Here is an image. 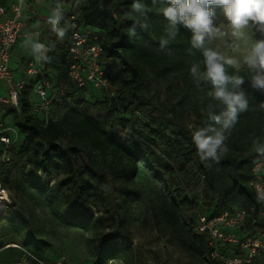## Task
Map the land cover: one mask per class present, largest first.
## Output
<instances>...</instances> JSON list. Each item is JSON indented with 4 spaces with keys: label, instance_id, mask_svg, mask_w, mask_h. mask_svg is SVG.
I'll use <instances>...</instances> for the list:
<instances>
[{
    "label": "trees",
    "instance_id": "16d2710c",
    "mask_svg": "<svg viewBox=\"0 0 264 264\" xmlns=\"http://www.w3.org/2000/svg\"><path fill=\"white\" fill-rule=\"evenodd\" d=\"M83 1L80 23L82 27L91 28L99 37L103 48L101 66L114 97L108 99L100 90L93 88L86 95L77 91L68 82L65 45H60L56 39L54 45L48 48L47 56L56 57L58 64L54 67L57 68V75L54 78L49 76V79L54 89L59 90L60 86L66 85L67 90L52 102V119L47 122L37 112L35 102L30 99L31 86L22 93L19 112L8 111L15 114L14 125L23 136V141L19 147L15 146L8 151L1 150L0 146V185L3 189L6 188L19 175V164L22 161L29 166L27 176H36L37 172L43 174L45 186L52 172L62 167L66 171V178L58 180L51 187L54 195L60 196L57 205L66 215L89 220L93 217V212L88 200V188L76 182L64 190L62 188L66 181L76 175L80 177L87 172L94 178L98 175L91 168L77 174L76 160L72 158L71 152L79 150L76 147L61 148L55 144L58 139L67 134L75 145L79 144L80 149L109 156L112 162L119 165L114 170L115 176L123 178L125 183L134 181L139 163L149 165L169 199V207L161 212L165 229L180 247L203 262L210 249L207 244L208 236L193 232L191 213L195 208L196 196H188L179 188L180 179L176 177V173L187 170L193 156L197 154L192 137L186 140L184 132L178 131L173 132L172 137L165 138L159 128L152 126L153 121L152 124L147 122L139 127L136 122L123 117L146 110L141 78L146 71L158 78L180 74L187 80V84L178 93V101L188 102L197 125L204 126L207 105L218 102L207 96L209 83L195 81L190 75L189 69L193 63H198L202 72L205 70L202 51L192 49L189 52L192 33L182 25L178 26L179 34L170 41L168 50L159 49L160 38L167 36V21L160 11L162 5L153 4L152 0H142L148 8L146 18L129 15L133 0ZM137 19L140 23H146L147 27L137 26L135 36L130 37L128 30ZM206 46L209 47L207 41ZM226 68L229 75H240L246 80L243 87L248 93L249 110L240 114L238 123L229 135L239 146L237 153L224 155L219 162L211 160L215 164L222 162L221 169L227 181L216 201L212 216L224 212L225 200L241 198L246 211L252 212L253 218L260 209V201L248 183L252 168L264 156L257 153L253 145L256 138H264V109L260 107L264 103V94L253 90L247 83L254 75L252 70L237 72L235 68ZM53 107L63 110L59 119L52 115ZM42 138L45 139V145L40 142ZM246 140L248 141L245 142ZM11 161L13 163L6 166ZM199 171L210 184L213 173L210 160L203 161ZM100 219L96 218V221ZM263 225V222L253 224L256 227ZM93 235L91 241L99 255L104 254L111 241L116 242L114 233H106L100 238L95 230ZM7 252L17 253V258L10 264H26L19 260L22 254L17 247H9ZM31 263L44 264L43 257L39 256L37 261ZM209 264L219 263L209 260Z\"/></svg>",
    "mask_w": 264,
    "mask_h": 264
},
{
    "label": "rangeland",
    "instance_id": "374dc122",
    "mask_svg": "<svg viewBox=\"0 0 264 264\" xmlns=\"http://www.w3.org/2000/svg\"><path fill=\"white\" fill-rule=\"evenodd\" d=\"M46 4L44 0L35 1V7L41 9L42 17L48 19L50 13ZM222 23L225 24L223 31L227 34L208 40L209 48L226 58L238 60L240 70L249 69L243 62L244 56L249 53L254 41L264 39V34L250 27L245 30L246 38L237 40L232 37L231 29L226 25L227 21L222 11L216 6L215 24ZM40 24L45 25L44 22ZM51 27V25L45 27L39 38L32 34L33 40H38L47 47L51 46L54 43L48 31ZM26 41L27 39L20 40L12 52L9 67L17 74L29 62H36L30 46H26ZM64 42L65 35L59 38V44ZM49 58L50 63L46 65L54 67L57 60L53 56ZM141 78L143 99L147 103V108L143 113L123 115L124 118L136 122L139 127L147 122L152 124L153 121L152 126L159 128L165 138L172 137L173 132L182 131L187 140L192 137V131L203 127L197 125L188 102L178 101V93L187 84V80L182 75L158 78L150 71H146ZM4 94L0 88V95ZM15 111L19 112L17 109ZM62 112L59 107H53L51 110L52 115L57 119L61 117ZM14 115L12 112L4 115L3 119L7 126L15 127ZM22 141L23 136L19 135L17 147ZM40 142L45 145V139H40ZM226 143L229 151L221 158L224 155L237 153L239 147L231 138H228ZM55 144L63 149L76 147L79 150L71 152L72 158L76 160L77 174L86 171L87 168L97 173L98 177L95 178L88 172L80 177L76 175L66 181L62 188L64 190L70 187L73 182L88 188L90 192L88 200L93 217L89 220L75 218L66 215L57 205L60 196L54 195L51 187L58 180L66 178L64 168L55 169L45 186L43 174L37 172L36 176H27L29 166L22 161L19 164V175L6 188L1 187L7 194V200L0 215V264H10L17 258L15 257L17 253L7 252L9 247H17L22 254L19 260L26 264L37 261L39 256L43 257L44 264H209L207 258L201 262L180 247L177 240L165 229L161 212L169 207V199L149 165L139 163L134 181L125 183L123 178L115 176L114 170L118 169L119 165L112 162L109 156L104 157L90 153L87 149H80L79 144L75 145L67 134ZM210 162L213 170L210 184L201 176L199 167L203 165V161L197 154L193 156L185 172L176 173V177L180 179L179 188L188 196H196L195 208L191 213L193 232L199 233L200 218H205L206 221L213 218L216 201L227 185L221 169L222 162L217 164L211 160ZM10 163L12 164L13 161L6 166ZM245 207L241 198L224 201L225 210L230 212L244 210L248 217L239 229L222 227V239H212L206 234L208 247L212 242L213 248L223 258V260L216 258L215 262L264 264V249L256 252L255 257L250 259L248 249L242 247L249 241L260 240L264 233V225L253 226L252 212L246 211ZM96 218L101 219L96 221ZM95 230L98 231L100 238L106 233H114L116 236V242L111 241L107 250L101 255L97 253L91 241Z\"/></svg>",
    "mask_w": 264,
    "mask_h": 264
},
{
    "label": "clouds",
    "instance_id": "9594fccd",
    "mask_svg": "<svg viewBox=\"0 0 264 264\" xmlns=\"http://www.w3.org/2000/svg\"><path fill=\"white\" fill-rule=\"evenodd\" d=\"M80 0H77L79 3ZM153 4H161L160 11L167 21V36L159 40V49L168 50L171 40L179 34V25L191 31V48L202 51L204 71L198 63L190 67V75L195 81L207 82L210 90L207 96L218 102L207 105V120L203 127L192 131V142L196 146V152L201 161L219 162L221 156L229 151L227 140L231 131L238 123L239 116L249 110L248 93L243 87L246 80L240 75H229L228 67L240 70V62L234 58H226L221 53L206 46V41L216 36H223L225 24L216 25V6L222 11L227 26L231 29L232 37L237 40L246 38V29L255 28L264 34V0H152ZM23 5V0H21ZM147 5L142 0H133L131 12L138 18L147 17ZM63 19V12L59 0L51 10L48 24L59 38L65 35V28L58 27ZM147 27L146 23H140L137 19L128 30L130 37L135 36L136 27ZM26 46H30L31 54L37 62H47L49 57L48 47L38 40H33L30 35ZM244 64L254 72L249 83L250 87L264 94V39L254 41L252 47L243 59ZM264 109V103L260 105ZM202 111H204L202 109ZM264 138L253 140L255 151L264 155ZM258 200L264 202V191L258 189Z\"/></svg>",
    "mask_w": 264,
    "mask_h": 264
},
{
    "label": "built area",
    "instance_id": "2783aa9c",
    "mask_svg": "<svg viewBox=\"0 0 264 264\" xmlns=\"http://www.w3.org/2000/svg\"><path fill=\"white\" fill-rule=\"evenodd\" d=\"M0 0V88L4 95H0V146L1 150L8 151L17 146L19 132L16 127L7 126L4 122V115L10 110L19 111V101L24 90L31 86L37 102L35 108L42 116L45 122L52 119L50 116L51 104L59 96L64 95L67 87L60 86L59 90L54 89L49 79V75L36 66L29 63L25 72L22 74L14 73L10 67V58L14 45L22 37H26L28 25L23 19L24 11L27 10L30 15L36 12L31 3L23 0ZM49 12L57 4V0H47ZM63 12V19L67 33L66 62L68 66V82L74 88L88 94L90 88L100 90L108 99L113 98L114 94L110 90L107 79L104 77V71L101 66V55L103 48L99 42V37L95 31L88 27H82L80 23L81 13L84 7V1L80 0H59ZM249 187L258 198V189L264 191V156L261 157L252 168L249 179ZM1 187V185H0ZM3 191V190H2ZM5 192V191H3ZM248 214L243 211L225 210L220 215L206 221L205 218L199 219V233H205L210 238H223V228L239 229L244 223ZM253 224L264 223V202L260 201V209L252 218ZM223 227V228H222ZM210 253L206 258L210 261L221 259L218 252L213 248V243H209ZM242 247L248 249V257L252 259L256 252L264 249V233L260 240H252Z\"/></svg>",
    "mask_w": 264,
    "mask_h": 264
},
{
    "label": "crops",
    "instance_id": "0c3cea01",
    "mask_svg": "<svg viewBox=\"0 0 264 264\" xmlns=\"http://www.w3.org/2000/svg\"><path fill=\"white\" fill-rule=\"evenodd\" d=\"M26 1L31 3V5L34 8L36 14L35 15H30L27 10L24 11L23 19H24V21L27 23V25L29 27H28V30L26 31L27 32L26 37H22L21 39H19V41L22 40V39H27L28 35H32V34L36 38H39L42 35V33L45 31V27L48 28V26H49V24L47 22L48 19H46L45 17H42V15H41V9L35 7V1L36 0H26ZM44 1L47 2V0H44ZM46 5H47V9L49 11L48 2H47ZM41 22H44L45 25L42 26L40 24ZM60 24H61L60 26H63L65 28V24L62 21H60ZM60 26H58V27H60ZM48 31H49V36L54 39V43H55L56 39H58V42H59V37L57 36V33L55 31H53L52 27ZM18 42L14 45V47L12 49V52L15 50V47L18 44ZM66 42H67V33L65 31V42L63 43L65 45V49H66V45H67ZM54 43L51 46H49L48 48L52 47L54 45ZM63 44H60V45H63ZM11 56H12V54H11ZM53 57L56 59L55 56H53ZM10 60H11V58H10ZM29 63H34L36 66H39L41 69H43L52 78H54L57 75V68L50 67V66L46 65V64L50 63V60L47 61V62H37L36 61V62H29ZM29 63L18 74H22L23 72H25V70H26L27 66L29 65ZM56 64H58V62H56L55 65ZM32 97H33V99H32ZM30 99H32V101H34V102H37V97L35 96V94L33 92H30Z\"/></svg>",
    "mask_w": 264,
    "mask_h": 264
},
{
    "label": "bare ground",
    "instance_id": "6f19581e",
    "mask_svg": "<svg viewBox=\"0 0 264 264\" xmlns=\"http://www.w3.org/2000/svg\"><path fill=\"white\" fill-rule=\"evenodd\" d=\"M7 200V194L2 191V188L0 187V215L1 211L4 209V202Z\"/></svg>",
    "mask_w": 264,
    "mask_h": 264
}]
</instances>
